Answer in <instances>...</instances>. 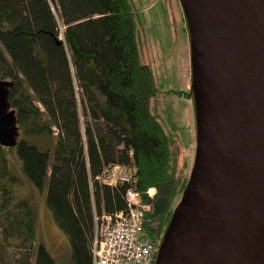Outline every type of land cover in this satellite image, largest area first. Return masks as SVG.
<instances>
[{"label": "trees", "instance_id": "16d2710c", "mask_svg": "<svg viewBox=\"0 0 264 264\" xmlns=\"http://www.w3.org/2000/svg\"><path fill=\"white\" fill-rule=\"evenodd\" d=\"M134 18L131 0H0V80L18 130L13 151L0 144V245L12 253H0V264H92L94 217L125 210L129 187L150 204L143 231L158 249L190 173L151 110L155 81ZM10 156L45 192L68 238L62 262L40 241L35 208L15 191L22 178ZM112 165L128 183L96 180Z\"/></svg>", "mask_w": 264, "mask_h": 264}, {"label": "water", "instance_id": "95a60500", "mask_svg": "<svg viewBox=\"0 0 264 264\" xmlns=\"http://www.w3.org/2000/svg\"><path fill=\"white\" fill-rule=\"evenodd\" d=\"M196 154L154 264H264V0H179ZM18 136L0 80V144Z\"/></svg>", "mask_w": 264, "mask_h": 264}, {"label": "rangeland", "instance_id": "374dc122", "mask_svg": "<svg viewBox=\"0 0 264 264\" xmlns=\"http://www.w3.org/2000/svg\"><path fill=\"white\" fill-rule=\"evenodd\" d=\"M131 2L140 58L150 66L155 81L156 94L151 98V110L174 138V146L179 151L178 161H185L190 173L196 154V121L193 95L186 94L191 87L192 74L189 34L183 9L179 0ZM57 27L58 39H62L64 27L59 18ZM6 150L13 151L14 146L6 147ZM16 161L18 158L10 156L11 169L22 178ZM15 191L35 208L36 233L55 260L62 262L70 253L69 242L45 203V192L36 190L25 178L20 179ZM147 193L153 196L155 189L149 188ZM144 204L149 210L150 204ZM0 253L12 255L2 243Z\"/></svg>", "mask_w": 264, "mask_h": 264}, {"label": "built area", "instance_id": "2783aa9c", "mask_svg": "<svg viewBox=\"0 0 264 264\" xmlns=\"http://www.w3.org/2000/svg\"><path fill=\"white\" fill-rule=\"evenodd\" d=\"M98 180L114 186L128 183L129 177L120 165H112L102 170ZM124 200L125 210L94 217L93 264H154L158 249L143 231L148 205L141 203L138 193L131 187L126 189Z\"/></svg>", "mask_w": 264, "mask_h": 264}, {"label": "bare ground", "instance_id": "6f19581e", "mask_svg": "<svg viewBox=\"0 0 264 264\" xmlns=\"http://www.w3.org/2000/svg\"><path fill=\"white\" fill-rule=\"evenodd\" d=\"M98 177H99V175L98 176H96V180L97 181H99L98 180ZM126 208V207H125ZM117 211V210H116ZM116 211H113V212H109V213H115ZM120 211V210H119ZM94 229V228H93ZM92 241H93V238H92V240H91V244H90V251H91V256H92ZM92 264H93V256H92Z\"/></svg>", "mask_w": 264, "mask_h": 264}, {"label": "flooded vegetation", "instance_id": "af4514ba", "mask_svg": "<svg viewBox=\"0 0 264 264\" xmlns=\"http://www.w3.org/2000/svg\"><path fill=\"white\" fill-rule=\"evenodd\" d=\"M152 230H153V232H152L153 234H157L159 231V229L156 225L152 227Z\"/></svg>", "mask_w": 264, "mask_h": 264}]
</instances>
